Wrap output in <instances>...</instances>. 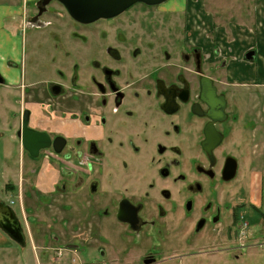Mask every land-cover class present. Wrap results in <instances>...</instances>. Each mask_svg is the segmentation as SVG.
Instances as JSON below:
<instances>
[{"label": "flooded vegetation", "instance_id": "obj_1", "mask_svg": "<svg viewBox=\"0 0 264 264\" xmlns=\"http://www.w3.org/2000/svg\"><path fill=\"white\" fill-rule=\"evenodd\" d=\"M39 1L26 29L50 27L41 18L55 0L45 7ZM63 13L84 26L83 65L76 49L51 31L40 47L43 61L33 50L28 61L22 44L9 49L12 60L0 69V87L12 100L5 126H13L17 156L57 165L53 171L64 176L52 192L87 196L90 217L73 226L86 235L54 256L63 250L82 264L80 248L88 264H162L171 235H180L184 246L198 243L209 253H219L215 242L223 241L221 252L238 258L239 237L264 235V85L234 69L253 62L256 50L221 57L214 49L205 58L196 37L202 30L195 20L189 24L186 0L137 3L88 24ZM23 27L16 34L21 42ZM41 136L50 147L31 157L23 141L32 147ZM18 207L26 221L23 201Z\"/></svg>", "mask_w": 264, "mask_h": 264}, {"label": "rangeland", "instance_id": "obj_2", "mask_svg": "<svg viewBox=\"0 0 264 264\" xmlns=\"http://www.w3.org/2000/svg\"><path fill=\"white\" fill-rule=\"evenodd\" d=\"M256 2L257 0H186L189 24H193L191 21L195 20L202 30V33L196 37L197 42L204 49L205 58L214 49L218 50L221 57H227L226 53H234L235 49H238L237 54H240V51L253 46L256 49L255 60L242 65L235 64V72L237 75H242L248 74L252 70L258 71L260 67L264 69V27L253 25L252 18ZM39 3L40 1L29 6L28 16L34 13ZM136 8L137 11L145 10L139 6ZM63 11L64 9L58 3L52 1L41 18V21L48 22L50 27L26 29V25L23 24L24 27L20 31L21 35L23 33L20 37L22 42L20 41L19 47L21 45L22 48L23 44V50L29 51L28 61L34 59L35 53L32 54L33 51L38 54L37 57L40 61L45 59V54L41 48H46L48 33L54 31L57 33L58 42L64 46L71 44L76 49L77 58L75 60L81 65L84 64L83 53L80 51L84 26L72 23ZM234 42L237 44L235 47L232 45ZM10 43L17 48L16 38H12ZM14 56H17L16 49ZM58 59L65 65L67 60L62 55H59ZM11 103V97L5 94V88L1 86L0 202L10 206L11 203L9 202H14L11 207L16 213L19 223L23 224V228L27 231L25 233L22 229L24 236L29 237L30 235L29 238L32 239L36 247L41 248L42 253L41 257H37V253L35 254L32 250L28 237L26 246L23 248L0 233V264H37V262L54 264L55 256L53 253L55 249L69 246L75 237L87 233L83 230L74 231L73 227L82 224L90 217V211L87 209V196L82 191L71 194L68 190H64V193L57 188L52 192L51 187H55L52 184L57 182L59 177L64 176H60L56 169L53 171L52 167L55 168L57 165L53 161H44L41 158L32 160L25 156L23 158L17 156L14 143L11 140L14 136L12 133L13 126H5L6 117L9 116L10 110L6 107ZM61 163L68 166L65 162L61 161ZM17 194L18 197L21 196L20 200L17 198ZM17 199L19 204L23 201L26 221L22 213L23 210L20 209L19 211ZM74 202L75 205H73ZM94 218H99V216H94ZM262 233L264 234V223ZM54 235L60 240L54 239ZM263 236L259 237L253 234L252 238L244 240L239 237L235 246L239 245L240 247L241 245L242 247L236 253L239 257L233 259V255L229 257L226 255L227 253L221 252V248L227 246L223 241L215 242L214 249L220 250L219 253H209L206 252V247L199 248L198 243L184 246L180 235H171L172 241L163 255L162 260L164 262L162 264H264ZM76 251L79 261L82 264H88L86 254L80 248Z\"/></svg>", "mask_w": 264, "mask_h": 264}, {"label": "water", "instance_id": "obj_3", "mask_svg": "<svg viewBox=\"0 0 264 264\" xmlns=\"http://www.w3.org/2000/svg\"><path fill=\"white\" fill-rule=\"evenodd\" d=\"M52 0H41L43 7L47 6ZM62 5L67 14L76 22L88 24L99 19H107L122 13L134 4L142 3L148 6L163 4L167 0H55ZM247 60H252L247 57ZM3 79L0 77V83ZM26 127V126H24ZM35 144L30 147L23 141V147L29 152L31 157H37L41 149L50 147V141L47 137H36ZM58 152V150L55 149ZM0 211V229L11 239L23 246L24 237L20 223L15 217L14 212L5 205Z\"/></svg>", "mask_w": 264, "mask_h": 264}, {"label": "crops", "instance_id": "obj_4", "mask_svg": "<svg viewBox=\"0 0 264 264\" xmlns=\"http://www.w3.org/2000/svg\"><path fill=\"white\" fill-rule=\"evenodd\" d=\"M38 1L39 0H0V69L3 70V73L7 67V63L10 62V59L12 60V57H10L9 53V49L12 47L10 41L12 38H16L18 46L17 48H19L20 40L19 37H16V34L19 32V28L23 25L24 20L28 16V10L30 8L29 6H33ZM257 2L252 14L253 25L262 28L264 27V0H257ZM234 44H236V42H234L232 45ZM248 48H253V46ZM237 50L238 49H235L234 51L235 56H238ZM263 72L264 69L260 67L258 71L252 70L248 74H242V76L246 77L250 84H255L258 82L259 84L264 85ZM262 91H264V89H262ZM254 92H256L255 86L251 88L252 99L255 98L253 95ZM262 149L264 150V135L262 138ZM252 187H255V185L253 184ZM254 202L256 201L254 200ZM262 205L264 208V201ZM0 233L5 235L1 229Z\"/></svg>", "mask_w": 264, "mask_h": 264}, {"label": "built area", "instance_id": "obj_5", "mask_svg": "<svg viewBox=\"0 0 264 264\" xmlns=\"http://www.w3.org/2000/svg\"><path fill=\"white\" fill-rule=\"evenodd\" d=\"M54 264H76L73 258H67L63 250H57L54 257Z\"/></svg>", "mask_w": 264, "mask_h": 264}]
</instances>
